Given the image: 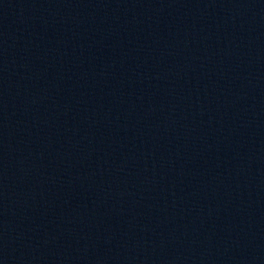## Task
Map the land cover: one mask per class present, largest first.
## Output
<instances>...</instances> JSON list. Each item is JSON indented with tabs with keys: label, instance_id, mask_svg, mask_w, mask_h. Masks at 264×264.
Wrapping results in <instances>:
<instances>
[{
	"label": "water",
	"instance_id": "1",
	"mask_svg": "<svg viewBox=\"0 0 264 264\" xmlns=\"http://www.w3.org/2000/svg\"><path fill=\"white\" fill-rule=\"evenodd\" d=\"M0 264H264V0H0Z\"/></svg>",
	"mask_w": 264,
	"mask_h": 264
}]
</instances>
